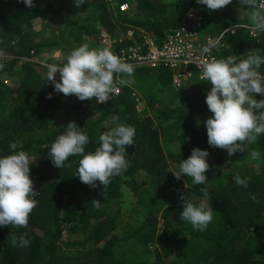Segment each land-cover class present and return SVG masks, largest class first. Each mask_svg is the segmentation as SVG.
I'll list each match as a JSON object with an SVG mask.
<instances>
[{
  "label": "trees",
  "instance_id": "1",
  "mask_svg": "<svg viewBox=\"0 0 264 264\" xmlns=\"http://www.w3.org/2000/svg\"><path fill=\"white\" fill-rule=\"evenodd\" d=\"M123 1L85 0L76 7L74 0H34L35 7L29 8L23 0H0V50L11 53L0 71L12 75L15 82L8 84L0 77V102L7 100L9 105L0 117V156L11 154L10 143L18 142L17 151L24 149L35 160L30 166V177L40 193L35 197L38 204L26 228L0 226V264H264V163L254 168L244 161L247 145L243 153L237 151L231 157L226 150L209 146L204 121L212 113L206 104L207 92L202 90L209 84L201 85L204 81L200 71L193 70L196 81L190 79L183 90L175 91L170 86L168 66L130 63L135 71L134 84L122 86L119 94H112L109 101L100 104L95 98L81 101L75 95L66 97L45 82L47 65L62 66L61 59L45 63L31 59L43 50L57 47L63 51L62 59H66V46L69 52L70 44L81 39L97 43L96 34L101 27L115 37L118 31L123 34L129 24H135L162 39L165 31L183 19L197 2L127 0L133 4L125 13L118 10ZM248 11L240 0L211 12L205 11L204 6L203 31L212 34L210 27L222 16L219 26L228 21L250 22L243 19ZM226 37L233 42L220 51L222 58L240 53L244 45L254 43L245 28L227 32ZM261 37L264 39V33ZM130 44L131 38L118 43L116 40L111 50L118 55L121 48ZM261 46L264 55V40ZM260 68L264 71V67ZM56 80H60L59 73ZM144 82H150L154 91L136 87ZM134 86L149 104L146 115L134 110L130 96ZM162 92L182 95L183 100L169 104ZM49 94L51 99L47 98ZM255 98L264 99L261 94ZM159 107L164 118H181L178 132L171 131L172 126L159 116ZM58 114L62 122L55 120ZM114 115L120 117L121 123L133 126L136 134L126 154L130 167L114 177L106 195H102L99 182L91 188L75 174L81 157H70L66 163L71 167L57 168L48 152L70 121L89 135L86 152L94 151L99 146V136L115 126ZM161 137L168 143L175 142L171 156L176 161L187 159L195 147L217 153L210 159L213 171L206 173L207 196L200 190L205 185L194 184L191 177L187 186L175 178ZM253 146L264 151V136ZM222 165H226L224 178L220 177ZM236 175L251 177L247 188L234 183ZM249 193L258 194L260 203H254ZM182 196L184 200L197 204L205 201L213 207L214 218L205 231L188 228L190 223L180 219ZM93 199H100L99 209L93 206ZM159 221L165 225L162 230ZM109 229L112 234L106 239ZM182 229L186 235L181 234ZM24 232L28 233L29 246L12 247V237ZM63 232L67 233L66 238L62 237ZM183 242L186 245L180 248ZM173 251L178 259H170Z\"/></svg>",
  "mask_w": 264,
  "mask_h": 264
},
{
  "label": "clouds",
  "instance_id": "2",
  "mask_svg": "<svg viewBox=\"0 0 264 264\" xmlns=\"http://www.w3.org/2000/svg\"><path fill=\"white\" fill-rule=\"evenodd\" d=\"M74 2L76 7H80L85 0H74ZM23 3L29 8L35 7L34 0H23ZM231 3L232 0H197L190 8L200 5L203 16L204 6L205 11L211 12L221 10ZM240 3L248 6L250 25H237L233 31H229L228 27L232 25L231 21L219 26L220 21L224 18L222 16L216 18L217 27L211 29V35L220 34L222 36L226 45L223 50L229 47L228 44L231 46L233 42V40L227 41V32L234 33L238 28H245L246 33L256 42L264 40L260 39L264 33V0H240ZM130 4L132 5L133 1ZM129 9L130 7L118 10L129 13ZM130 29L140 34L143 33L139 25L129 24L126 28V35ZM144 29L155 34L145 27ZM115 37L117 38V36ZM253 45L254 43L243 46L240 53L233 52L226 58L217 54V58L213 56L199 65L200 78L204 81L201 85L209 84L202 88L207 92L206 104L212 113L204 121L207 142L210 147L226 150L229 157L237 151L243 153L245 145L252 144L253 146L259 137L264 136V99L257 100L255 98L257 94L264 97V71L260 68L264 67V56L259 55V53H263V47L261 45L253 47ZM212 47L214 45L205 46L203 52L210 54ZM5 59V51L0 50V70L5 67L3 62ZM47 69L45 82L54 85L55 92L62 93L66 97L75 95L81 101L95 98L96 102L100 104L110 100V96L116 91V84L132 86L135 82V71L132 64L124 62L108 47L92 48L87 43L74 48L67 55L66 62L62 66L48 64ZM57 73L60 74L59 81L56 80ZM1 79L8 82L6 78ZM190 79L195 80L193 74L178 85L173 82L171 73L170 86L175 91L183 90ZM210 85L211 88H209ZM147 87L152 86L148 84ZM131 89L130 96L134 100V110L140 115L148 114L150 108L140 91L142 88L134 86ZM174 97L179 98L176 95ZM180 97L182 98V95ZM47 98L51 99V94ZM112 121L115 126L99 136V146L94 151L86 152V146L90 142L89 135L75 121H70L66 124L63 133L59 134L51 144L48 152L53 165L57 168L71 167V164L66 163L69 158L72 156L81 157L78 160L79 164L75 174L78 175L82 183L91 188H96L97 182H99L103 186L102 195H106L112 179L123 175L130 167L126 154L127 149L133 145L136 134L135 128L121 123L118 115H114ZM9 149L11 154L0 156V226L11 225L15 229L26 228L30 214L38 204L35 197L40 194L35 189L34 181L30 177V166L35 160L31 159L24 150L17 151L18 144L15 142L10 143ZM260 152L264 151L252 150L249 158L260 161ZM209 156L210 153L207 149L195 147L188 158L183 159L179 164V170L172 173L177 180H180L184 175L191 177L194 184L205 185L200 190L207 196L208 177L206 173L210 170L207 160ZM256 166L259 167V163ZM233 179L236 185L247 188L251 177L236 175ZM249 195L254 203H260L258 194L249 193ZM181 200L183 201V210L180 213V219L190 223L194 230L205 231L214 218V209L210 203L201 201L197 204L190 200H184L183 196ZM92 203L97 209L101 207L100 199H93ZM159 225L162 226L161 221H159ZM65 233L63 232L62 237ZM111 234L112 230L109 229L104 238L109 239ZM184 234L186 235V231L182 235ZM66 237L67 233L64 238ZM11 244L12 247H28L30 244L28 233L24 232L19 236H13ZM185 245V242L181 243L180 248ZM175 255L177 256L176 251L171 252L170 259H175Z\"/></svg>",
  "mask_w": 264,
  "mask_h": 264
},
{
  "label": "built area",
  "instance_id": "3",
  "mask_svg": "<svg viewBox=\"0 0 264 264\" xmlns=\"http://www.w3.org/2000/svg\"><path fill=\"white\" fill-rule=\"evenodd\" d=\"M132 5L125 0L120 5L121 10L127 9ZM202 7L194 6L186 12L183 19L177 20L175 24L166 31L162 39H158L155 34L149 32H134L132 29L121 34L117 32V38L111 36L105 28L99 30L100 41L104 45L111 46L116 40L117 43L131 38L133 44L121 48L119 56L124 62L138 63L140 65L168 66L172 72V80L175 84H181L186 77L193 74V70L200 69L199 65L216 57L224 49L225 42L222 36L211 35L208 32L198 28L201 24ZM134 26V25H131ZM140 36H142L140 38ZM211 53H204L205 46H211ZM122 86L116 84V91L113 94H119ZM135 98L139 99L137 96Z\"/></svg>",
  "mask_w": 264,
  "mask_h": 264
},
{
  "label": "rangeland",
  "instance_id": "4",
  "mask_svg": "<svg viewBox=\"0 0 264 264\" xmlns=\"http://www.w3.org/2000/svg\"><path fill=\"white\" fill-rule=\"evenodd\" d=\"M159 1H170V0H159ZM244 16H243V19H246V20H249V17H248V15L245 13V14H243ZM123 16H130L129 14H124ZM217 27V25H216V23H214L211 27H210V29H213V28H216ZM140 29H141V31H143V32H146L145 31V29H144V27H142V26H140ZM99 31V30H98ZM98 31H97V34H96V39H97V43H92V42H89L88 40H86V39H81V40H79V41H77V42H74L73 44H70V50H69V52L67 51V46H66V53H65V57L64 58H66L67 57V55L74 49V48H76V47H78V46H80V45H82V44H84V43H87L90 47H92V48H103V47H108V48H110L111 49V47L110 46H107V45H104V44H102L100 41H99V33H98ZM95 35V34H94ZM261 43L262 42H256L255 40H254V45H253V47H255V46H257V45H261ZM244 46H246V45H244ZM1 50H4L5 51V54H6V57L7 58H9L10 56H11V53L10 52H7L5 49H1ZM62 50L60 49V48H53L52 50H43V51H41L40 53H38L39 55H33V56H31V59H33V60H36V61H40L41 63H44L46 60H52V59H61L60 61H63L61 64L63 65L65 62H66V59H62V52H61ZM68 52V53H67ZM259 55H261V56H264L263 55V53H259ZM172 72L170 71V74H171ZM0 77L1 78H6V79H8V82H5V83H8V84H14L15 82L12 80V78H13V76L12 75H7L6 74V72L5 71H0ZM144 77H147L146 75L144 76ZM149 85H151V83L149 82ZM148 86V83H142V84H137L136 85V87H139V88H142V89H144V91H146V92H152V91H154V87H150V88H148L147 87ZM152 86V85H151ZM141 89V90H142ZM157 93V92H156ZM162 97H163V99H165L166 101H168L169 102V104H170V101L171 102H180V101H182L183 99L181 98V97H179V98H177L176 99V97H174V95H172V94H170V92L169 93H164V92H162ZM157 99L159 100V94H157ZM147 103V102H146ZM143 104V103H142ZM148 104V103H147ZM155 105H157V103L155 104ZM158 105H160V103L158 104ZM8 107H9V105H8V102H7V100H4V101H2V102H0V109H1V113H0V117L3 115L4 116V112H5V110H7L8 109ZM159 111V116L160 117H162L163 116V114H160V107H159V109H158ZM147 112H148V110H147ZM62 116L60 115V114H58V115H55V120L56 121H58V122H62V118H61ZM162 118H164V116L162 117ZM165 120H164V122L167 124V125H171L172 127L170 128L169 127V129L171 130V131H176V132H178L179 131V126H178V123H181L182 122V120H181V118H179V117H175V116H171V115H169V116H167V117H165L164 118ZM108 120V119H107ZM157 123H159V122H157ZM13 142H15V143H17L18 144V142H16V141H13ZM12 142V143H13ZM161 143H162V146H163V149H164V152H165V154H166V156H167V160H168V167L170 168V169H172L173 170V172H176V171H178L179 170V164L181 163L180 161H176L175 160V158L174 157H172L171 156V153H173V150L172 149H174V146H175V142H170V143H168V142H166L165 140H164V138L163 137H161ZM248 147H249V150H248V154L247 155H245V158H244V161L247 163V164H251L254 168H257V163H259V165H263V163H264V152H260L261 153V160L260 161H255V160H252V159H250L249 158V154H250V152L252 151V150H255L254 148H253V146H252V144H250V145H247ZM171 148V149H170ZM22 150H24V149H22ZM25 151V150H24ZM209 153H210V156L207 158V160H208V162H209V164H210V169H212V171H213V169H214V167L211 165V163H210V159H212V158H214V156H216L217 155V153L215 152V151H209ZM226 155H228V154H226ZM223 166V168H221V170H220V177L221 178H224V176H225V173H226V170H225V167H226V165H222ZM225 171V172H224ZM140 178V177H139ZM189 178L190 177H186V176H184V175H182L181 176V178L180 179H182L183 181H184V183H185V185H187L189 182H188V180H189ZM97 184H98V182H97ZM125 195V194H124ZM123 195V196H124ZM121 197V199L122 198H124V197ZM128 197H131V194H129L128 195ZM160 228H161V230L164 228V226H161L160 225ZM66 236V233L64 234V237ZM175 257V259H178L177 258V256L175 255L174 256Z\"/></svg>",
  "mask_w": 264,
  "mask_h": 264
},
{
  "label": "bare ground",
  "instance_id": "5",
  "mask_svg": "<svg viewBox=\"0 0 264 264\" xmlns=\"http://www.w3.org/2000/svg\"><path fill=\"white\" fill-rule=\"evenodd\" d=\"M202 17H203V16H202ZM203 24H204L203 19H201V24H200L199 26H197L196 28H198V29H200V30L203 31ZM237 25H250V22H241V23L232 24L231 26L228 27V30H229V31H233L234 28H235ZM196 70H197L198 72H199V71L201 72L200 69H196Z\"/></svg>",
  "mask_w": 264,
  "mask_h": 264
},
{
  "label": "crops",
  "instance_id": "6",
  "mask_svg": "<svg viewBox=\"0 0 264 264\" xmlns=\"http://www.w3.org/2000/svg\"><path fill=\"white\" fill-rule=\"evenodd\" d=\"M188 228H192L191 224L188 225ZM185 232L184 229L181 230V234H183Z\"/></svg>",
  "mask_w": 264,
  "mask_h": 264
}]
</instances>
